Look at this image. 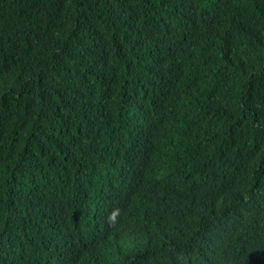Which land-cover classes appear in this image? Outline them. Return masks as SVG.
Returning a JSON list of instances; mask_svg holds the SVG:
<instances>
[{
  "label": "trees",
  "instance_id": "1",
  "mask_svg": "<svg viewBox=\"0 0 264 264\" xmlns=\"http://www.w3.org/2000/svg\"><path fill=\"white\" fill-rule=\"evenodd\" d=\"M0 264H264V0H0Z\"/></svg>",
  "mask_w": 264,
  "mask_h": 264
}]
</instances>
